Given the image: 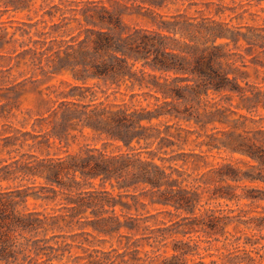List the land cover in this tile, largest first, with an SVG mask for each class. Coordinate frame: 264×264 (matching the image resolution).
Here are the masks:
<instances>
[{
  "label": "trees",
  "instance_id": "16d2710c",
  "mask_svg": "<svg viewBox=\"0 0 264 264\" xmlns=\"http://www.w3.org/2000/svg\"><path fill=\"white\" fill-rule=\"evenodd\" d=\"M141 1L184 8L155 12L150 27L83 0L63 16L79 26L42 49L48 78L73 79L47 109L59 118L45 142L73 130L96 142L35 155L29 169L45 183L0 191V264H264V124L253 114L264 76L251 82L246 69L264 68V18L238 11L264 0H203L195 13L196 0ZM58 195L54 213L26 207Z\"/></svg>",
  "mask_w": 264,
  "mask_h": 264
},
{
  "label": "rangeland",
  "instance_id": "374dc122",
  "mask_svg": "<svg viewBox=\"0 0 264 264\" xmlns=\"http://www.w3.org/2000/svg\"><path fill=\"white\" fill-rule=\"evenodd\" d=\"M6 1L10 0H0V191L14 193L11 190L45 183L43 178L32 174L29 169L36 161L35 155L44 157L47 153L50 155L60 154L63 149L73 152L82 144L95 143L96 141L92 139L87 130L83 135L77 130H71L75 137L70 135L60 144L54 137H51L47 144L44 135L50 130L48 123L56 125L58 123L59 116L52 118L47 109L54 103L56 105L55 100L59 91L66 88V84L61 80L73 81V79L67 73L48 78L44 74V71L48 69L46 60H44L46 54H41V52L47 42L52 38L59 37L65 27L79 26L76 22H71L69 26H66L67 19L66 16H63H73L75 10L72 7L81 4L83 0H11L14 4ZM101 1L123 10L124 18L129 23L150 27H155L151 22L155 12L171 14L177 8L181 10L184 8L181 4L167 5L156 7L154 12H150L145 7H141L144 5L141 0ZM196 1L199 3L192 5L188 10L189 13H195L196 8L205 7L200 2L203 0ZM222 1L230 5L234 4L231 0ZM243 10H245L243 21L255 23L263 21L264 4L261 6L245 5L238 9V11ZM228 13L230 12L227 11L222 17L228 19ZM246 69L250 74L247 79L251 82H259L264 76L262 66L259 70H256L252 65ZM237 101L238 99L234 98L232 103L236 104ZM253 114L258 118L255 123L264 124V109L261 108ZM53 140L57 144L51 143ZM188 147H192V145H186V148ZM221 154L229 153L221 150ZM234 156L237 157L238 154ZM36 189L38 188H29V191ZM6 197L9 199L13 196L6 194ZM62 197V195H58L54 200L47 201L29 197L26 207L54 213L64 203ZM245 204V201L240 202L241 206H245ZM23 205L25 203L20 204L19 207H23ZM229 205L235 206V203L229 202ZM76 231V226L62 229V232L67 235ZM85 237L87 235L84 234L78 239ZM60 239L71 240L70 237H60ZM262 243L264 240L255 246L259 247ZM101 246L108 247L109 243L101 244ZM255 246L253 248H256ZM210 250L215 253L223 251L222 242H213ZM74 251L82 253L83 250L78 248ZM200 251L206 253L203 249ZM209 259V257L206 258L207 261Z\"/></svg>",
  "mask_w": 264,
  "mask_h": 264
}]
</instances>
